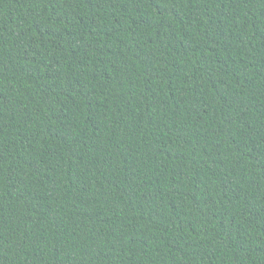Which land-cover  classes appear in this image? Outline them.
I'll return each instance as SVG.
<instances>
[{"label": "trees", "instance_id": "1", "mask_svg": "<svg viewBox=\"0 0 264 264\" xmlns=\"http://www.w3.org/2000/svg\"><path fill=\"white\" fill-rule=\"evenodd\" d=\"M0 264H264V0H0Z\"/></svg>", "mask_w": 264, "mask_h": 264}]
</instances>
